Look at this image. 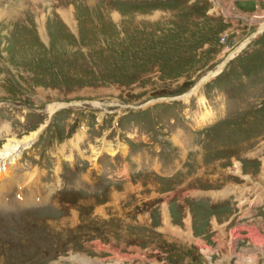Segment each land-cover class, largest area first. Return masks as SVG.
<instances>
[{"label":"rangeland","instance_id":"rangeland-1","mask_svg":"<svg viewBox=\"0 0 264 264\" xmlns=\"http://www.w3.org/2000/svg\"><path fill=\"white\" fill-rule=\"evenodd\" d=\"M8 140L0 264H264V0H0Z\"/></svg>","mask_w":264,"mask_h":264},{"label":"bare ground","instance_id":"bare-ground-1","mask_svg":"<svg viewBox=\"0 0 264 264\" xmlns=\"http://www.w3.org/2000/svg\"><path fill=\"white\" fill-rule=\"evenodd\" d=\"M233 54L234 53H232L231 56H233ZM225 61H223L222 63H224ZM222 63H221V65L218 66L217 70H215L214 72L212 71L210 73L211 75H209V76L207 75L208 78L214 76L215 74H217L220 71V69L222 68V65H223ZM208 78L206 77L205 79L208 80ZM202 80H204V79H202ZM197 88H198V86L196 88H194L189 94L194 93V90ZM22 142L23 141L18 142V141L8 140L7 143L3 146L2 150L0 149V176L2 175V173H8V171H9L8 166H10L11 164L14 163L13 160L15 159V153L18 151L19 145Z\"/></svg>","mask_w":264,"mask_h":264}]
</instances>
